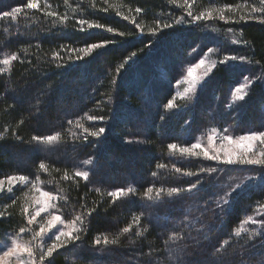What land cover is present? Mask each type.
<instances>
[{
    "label": "trees",
    "instance_id": "trees-1",
    "mask_svg": "<svg viewBox=\"0 0 264 264\" xmlns=\"http://www.w3.org/2000/svg\"><path fill=\"white\" fill-rule=\"evenodd\" d=\"M27 3L0 0V178H26L0 190V240L27 228L24 193L37 186L76 230L43 264H264V165L178 148L210 128H264V0ZM204 8L225 17L190 19ZM208 49L217 63L174 102Z\"/></svg>",
    "mask_w": 264,
    "mask_h": 264
},
{
    "label": "rangeland",
    "instance_id": "rangeland-1",
    "mask_svg": "<svg viewBox=\"0 0 264 264\" xmlns=\"http://www.w3.org/2000/svg\"><path fill=\"white\" fill-rule=\"evenodd\" d=\"M196 12V13H194ZM190 19L192 20H206L210 17H217L218 19L222 18L224 19V10L223 9H193V12L191 11ZM194 17H200L199 19H194ZM189 18V17H188ZM186 17H183L182 19H176L175 24H178L180 26H186L190 19ZM228 19H230L228 17ZM172 25V24H167ZM217 53L214 49H208L200 58L195 60L191 65H189L184 71V74L176 81L174 85V93L172 96V99L174 102L182 101L185 99L190 92L200 83L202 78L206 76L212 67L217 63ZM204 61V65L197 68L196 65L200 63V61ZM192 69V75L190 76L188 73V69ZM195 78V85H192V81ZM253 81V78L250 74L243 75L240 82L237 83L232 88V100L236 101L239 99V97L243 96L246 89L250 85V83ZM243 85V88L239 93H236V89L240 88V86ZM187 90V91H186ZM258 131H264V128L258 130ZM253 131H246L243 133L238 134H230V133H224L222 129L219 128H210L208 133L204 135L198 136V138L190 143V144H178V148H185V147H191L192 144H200L201 148H208L210 151V155L215 151V149L220 148L221 146V137L222 136H231L233 139H235L238 136L249 134ZM213 137L212 146L209 145V136ZM232 147H235V145H232ZM194 151H200V149H196ZM202 154V152H201ZM262 154H264V143L260 141H255L253 144L252 149V157L253 158H261ZM221 156H223V153L221 152ZM116 166H120V163ZM79 172H84L80 171ZM15 176V175H11ZM8 177V176H7ZM7 177L0 178V180H3L4 183L0 184V190L1 189H8L13 183H9L7 180ZM19 177V176H15ZM42 192H47L49 194L48 197L41 196ZM56 199L57 195L53 193V191H49L47 189H44L43 187H33V186H27L26 192L24 193V208L27 209V214L30 219V214L35 215L36 211L40 207H46L45 212H41L38 216H36V219L29 224L27 228L23 229L24 231H19L17 233H11L7 236L6 240H0V256H3V253L7 251L11 247H20L27 249V251L19 253V255L9 257L11 264H43L44 260L42 261L40 259L41 255L47 251V249L53 244L55 241V237L57 233H59L61 230L70 232L71 236L76 232L73 231L75 229V224L73 221H65L62 217V215L59 213V210L56 208ZM38 201H44L43 204L38 203ZM52 215H57L60 217V220L55 222L53 224L52 228L47 229L46 232H44L42 235L37 236L36 233L40 231L41 226H46L47 221L51 218ZM28 219V221H29ZM62 243V242H61ZM63 245V243H62ZM45 256L44 258H46ZM0 264H3V261H0Z\"/></svg>",
    "mask_w": 264,
    "mask_h": 264
},
{
    "label": "snow or ice",
    "instance_id": "snow-or-ice-1",
    "mask_svg": "<svg viewBox=\"0 0 264 264\" xmlns=\"http://www.w3.org/2000/svg\"><path fill=\"white\" fill-rule=\"evenodd\" d=\"M37 6H38L37 0H28V3L25 5V7L32 8V9L37 8ZM20 11H21V9L19 7H14L12 9L11 13H4V15H6V16L7 15H14L15 13H18ZM52 15H55V13H52ZM199 18L200 17H194V19H199ZM89 27H92V25H89ZM95 27H103V26L102 25H95ZM137 27H139V25H137ZM163 27L167 28V27H169V25H164ZM108 30L112 31V29H108ZM107 43L108 42L105 41L104 44H91L87 48L81 49V51H83L85 53H89L93 49H97V48L106 46ZM4 63L7 64L8 60L5 59ZM203 65H204V61L201 60L200 63L198 65H196V67L199 68ZM188 73L190 76L192 75V69L191 68L188 69ZM192 85L193 86L195 85V78L192 81ZM242 88H243V85H241L240 88H237L235 90L236 93H239ZM239 98L242 99L243 97H239ZM171 106H173V101L171 99H169L166 107H171ZM104 131H105L104 128H100L98 133L93 132L92 135L96 136V135H99L100 133H103ZM34 139H39V138L35 137ZM44 139H47L50 141V140L54 139V137L48 136V137H45ZM208 140H209V145L212 146L213 137L211 135L208 137ZM255 141H260V142L264 143V131H253L249 134L238 136L235 139H233L231 136H227V135L222 136L220 148L215 149V151L211 155H210V151L208 148H201V145L198 143L192 144L191 147L181 148L180 152L181 153H189V154L197 155V156L200 155L202 152L203 156L206 158H209V159L214 160V161H222V162L227 163V164L239 163V164H250V165H264V154H262L261 158H253L251 155L252 149H253V144ZM128 142L131 143L132 141H128ZM232 145H235V147H232ZM169 147L170 148H176V145L171 144V145H169ZM196 149H200V151H194ZM221 152L223 153V156H221ZM87 163H88V161H85V164H87ZM41 167H43V165H41ZM177 171H179V169H177ZM77 175L87 177L88 173L87 172H81V173H77ZM18 179L24 180L26 178L23 176H20V177L8 176L7 177V180L9 183H13ZM3 183H4V181L0 180V184H3ZM187 190L191 191V188H189ZM173 191H177V189H173ZM111 195L113 197H117L119 195V192H112ZM41 196L48 197L49 194L47 192H42ZM38 203L43 204L44 201H38ZM45 211H46V207H40L36 211L35 215L30 214V219L28 221L29 224H31L36 219V216H38L41 212H45ZM25 212H27V209H25ZM77 219H79V217ZM59 220H60L59 216L52 215L51 218L47 221L46 226H41L40 231L38 233H36V235L37 236L42 235L44 232L47 231V229L52 228L53 224ZM21 231H24V230L21 229ZM71 238H72V236H71L70 232H66V231L61 230L59 233H57V235L55 237V241L53 242V244L47 249L46 252H44L41 255L40 259L43 261L45 256H51L54 249L60 248L62 246V243L67 244L69 242V239H71ZM105 242L107 243V241H105ZM24 251H27V249L20 248V247H11L3 253V256H0V261H3V264H11V262L8 258L12 257V256L19 255V253L24 252Z\"/></svg>",
    "mask_w": 264,
    "mask_h": 264
}]
</instances>
